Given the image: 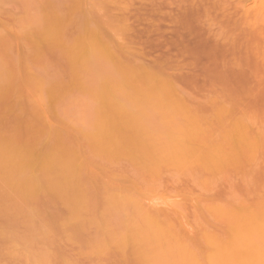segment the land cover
<instances>
[{
	"label": "rangeland",
	"instance_id": "obj_1",
	"mask_svg": "<svg viewBox=\"0 0 264 264\" xmlns=\"http://www.w3.org/2000/svg\"><path fill=\"white\" fill-rule=\"evenodd\" d=\"M223 1L226 2L218 0L216 5L213 0H0V83L17 84L12 87L15 90L10 87L5 96L0 97V136H14L13 139L16 136L17 140L20 134L18 140L24 139L25 143L35 138L40 142L38 149L44 145L47 150L56 138V130L58 140L71 145L67 148H73L82 157L79 163L82 175L85 174L81 183L84 180L86 187L87 182H93L85 189L82 184L79 190L69 193L67 199L68 195L64 196L71 203L79 196L83 198L85 193L92 194L88 201L84 196L87 202L77 199V205L75 202L70 208L69 201L46 193V187L45 191L41 189L47 185L48 178L38 173L36 186L40 193L36 196L40 195L34 199L39 198V201L24 203V197L27 198L17 185L16 175L5 174V177L0 171V264H264V216L259 220L255 218L250 226L237 216L243 211L244 200L240 167L230 163L224 169L206 173L199 170L216 152L217 142L228 144L239 140V121L244 115L238 99H242L248 79L228 74L232 55L220 49L212 34L222 31L230 37L233 30V36L241 34L244 27L248 30L251 25L247 20L255 14L251 12L254 4L249 0L243 9L237 8L238 12L233 10V4L239 0H228L227 4ZM245 8L248 11L245 12ZM52 17L54 21L57 18L54 23L57 22L59 29L55 32L58 42L50 48H39V32ZM243 18H247L246 22ZM239 22L243 24L240 27ZM223 25H228V30ZM85 28L98 33L94 39L99 42H92L100 45L94 46L96 49L90 50L91 53L83 54L85 64L69 67V55L64 48L73 44L78 34H84ZM105 49L111 53L110 57L104 55ZM110 79L115 80L114 85L117 81L125 84L127 79L134 83L126 85L127 81L123 87L108 84V88L103 89L101 83L106 80L112 84ZM231 79L234 94L226 87L213 89L214 83L223 85V82H232ZM150 81L156 85L153 89L148 85ZM52 85L56 87L54 93H48ZM126 95L132 98L127 99ZM233 95L239 98L235 100ZM263 100L252 108L255 112L264 111ZM105 104L109 108H104ZM123 109L131 115L129 119L141 110L142 117L136 114L141 120L136 116L138 120L128 124L131 130L138 127L143 130L139 134L143 133L140 136L146 147L139 145L138 141L142 140L136 136L139 138L136 144L143 147H139L142 151L147 148L148 138L157 136L152 138L155 144L149 140L156 150L147 148L149 152L145 151L144 156L140 151V159L148 154L154 165L162 162L161 156L164 161L171 155L168 163L156 164L155 168L145 171L147 169L142 167L146 164L143 166L140 160L134 164L127 162L131 159L129 156H137L133 151L136 149L130 150L132 155L125 152L116 155V151L115 154L110 152L113 148L110 147L107 151L115 157L120 154L119 159L110 155V161L108 152L105 157V153L102 154L105 149H100L101 152L98 147V152L91 147L95 134H90L104 124L100 123L101 114L105 112L104 119L114 117L116 120ZM185 114L194 118L199 114L198 119H204L205 126L200 130L189 129L203 140L202 145L189 141L186 125L189 128L191 120L185 118ZM41 116L43 121L39 120ZM33 117L41 128L47 126L43 127L45 134L38 123L37 127L34 125ZM112 118L109 120L113 124L116 121ZM122 118L117 120L122 121ZM183 122H187L186 125ZM26 123L31 126L27 127ZM234 123L240 128L231 126L234 133L229 128L226 135L222 125L229 127L228 124ZM121 131L126 130L118 133L123 138L125 134L120 135ZM132 135L133 132L127 137L131 139ZM158 150L160 154L164 152L160 158H157ZM151 151L153 155L158 153L157 157L151 155ZM169 151L176 152L175 159ZM135 164H140L136 166L143 171L137 170ZM113 171L111 180L115 184L108 179ZM108 181V185L105 184ZM103 185L108 187L104 189ZM120 185L136 195H126L125 190L122 194ZM127 196L133 199L130 201ZM234 211L237 214L232 216Z\"/></svg>",
	"mask_w": 264,
	"mask_h": 264
},
{
	"label": "bare ground",
	"instance_id": "obj_2",
	"mask_svg": "<svg viewBox=\"0 0 264 264\" xmlns=\"http://www.w3.org/2000/svg\"><path fill=\"white\" fill-rule=\"evenodd\" d=\"M213 1L216 2L215 0H213ZM219 1L222 2V0H219ZM227 1L228 0H226V2ZM217 2H218V0H217ZM217 2H216V5H217ZM223 2H225V1H223ZM229 2H231V1H229ZM248 2H249V0H239L237 2V4H235V2H234L235 6L233 4V7H234L233 10L234 11L237 10L238 7H239L238 9H240V10L243 9L246 6V4H248ZM193 4H195V3H193ZM229 4L230 3H228V6H229ZM253 4H254V7H253L254 9H252L253 11H251V12L252 13L255 12V14L253 15L254 17L252 16V17H250L251 19L249 18L248 20H247V18L246 19L243 18L244 19L243 22H246L245 20H247V24H250L251 25V26L249 25L250 27H248L249 28L248 30H246L247 27L245 28L244 26L243 27L245 29L244 28L243 29L242 28H238V26H235L237 29H242L241 34L234 35L233 36V34H235V31L233 30L234 33L232 35L230 34L231 36L229 37L227 35L228 33L227 34L226 33H222V31H220V29L217 30V31H220V32H217L216 31L217 32L216 34H215V32L212 34V36H213L212 38H213L214 42L218 46H221L222 47V48L220 47V49L221 50L224 49L225 52H227V53H229V54L232 55L231 56V59L228 62L229 66H231V67H228V68H230V69H228L229 71H227V72H229L228 74L233 75V77L234 76H237V75L239 77L240 75H242V76H244L245 78L248 79L247 85L245 84V87L244 88L242 87L243 90H244V92L241 90L243 92L242 93V96L240 95L242 99H240L236 95L235 96L233 95L235 97L234 99L236 100V99L239 98L238 101L241 100L240 102H242L241 104L243 105V110L242 111L244 113V115H243L244 117L241 115L243 120L241 119L242 121L241 120L239 121V122H241V128H240V125L239 124H238L239 126H237V123H234V124H231V125L228 124L229 127L226 124L225 125H222V128L224 129V131L226 129L231 128L232 129L231 130L232 133H234V129L231 126H235L236 128L239 127L240 128V131H239L240 132L239 133V140L237 142H235V143H228V144L218 143L217 142L216 145H215V148L216 147H218V148L215 149L216 152L212 155V157L209 160V162H204L203 164H201L199 166V170L200 171H202V172L205 171L203 173L213 171L214 169H218V170L219 169H224L225 167H227L228 165H230V163H232L233 165H236V166H239L240 167V172H241L240 175L242 176L241 189H242V191L244 193V200H243V204H242L243 211L241 212V214H239L237 216H239V218L242 221L247 222L249 226H250V224H253L255 218H257L256 220H259L260 218H262L264 216V113H263L264 111L262 109H260V112H259V111H257L258 110L257 109L256 110L257 112H255V109H252L255 105L256 106H259L257 104L259 102H261L262 99H264V45H263L264 44L263 43L264 42V0H253ZM204 5H205V3H204ZM221 6H223V5H221ZM226 8H227V6L225 7V9ZM231 9H232V7H231ZM246 9L247 8H245V10H244L245 12L248 11V9L247 10ZM229 11H231V10H229ZM229 11H228V13H229ZM237 11L235 12L236 15H237ZM251 12H249V13L252 14ZM235 13L233 14L234 16H235ZM249 13L248 14L245 13V14L249 15ZM220 14H221V12H220ZM231 16H232V14H231ZM54 18L52 17V18L48 19V21L45 23V25L41 29L42 32H39L41 37H40V39L38 41L37 47L40 48V47H43L44 46L46 48H50L53 45H55V43L57 44L58 40H57V35H55V32H56V29H58V28H56V25H55V24H57V22L54 23L57 20V18H56L55 21L53 20ZM232 18H233V16L231 17V19ZM231 19H230V22H231ZM59 22H61V21H59ZM226 23L228 24V22H224V24H226ZM239 23L237 25H239ZM58 24H60V23H58ZM221 24H223V23L221 22ZM241 24L242 23H240L239 27L243 25V24L242 25ZM235 25H236V23H235ZM223 26H225L224 29H226V27H228V25H223ZM58 27L61 28L62 26L61 27L58 26ZM85 29H86V31H85ZM85 29H84V31H85L84 34L82 32V34H78V36H76V38L74 37L75 39L72 38V39H74V41H72L73 44H71L67 48H64L65 51H66V54L69 55V59H68V65L70 64L69 67H72L73 68V67H77V65L83 64L84 63V61H83V54L86 55L87 52H90L91 53L92 50L96 49V47H94V46H96L98 44L100 45V43L95 44V42H92V40L93 41H98L97 39L96 40L94 39V38L97 37V34L98 33L96 31L93 32V30L92 29H89V28L88 29L85 28ZM207 29L208 28H206V30ZM237 29H236V31L239 32L240 30L238 31ZM45 30H47V32L46 33H43V31H45ZM226 30H228V29H226ZM243 30H245V31H243ZM58 31H59V29H58ZM228 32H230V31H228ZM224 34H226L227 37H225L226 35H224ZM97 47L99 48L100 46H97ZM98 48H97V50H98ZM106 51L109 52L107 49H105V51L103 52L104 55L108 56V54H109V57H110L111 56V53H107ZM105 52H106V54H105ZM222 53H224V52L222 51ZM229 57H230V55H229ZM220 59L221 58H219V60ZM223 65H225V64H223ZM219 66H221V65H219ZM136 79H138L137 76H136ZM247 79H246L245 82H247ZM110 81H112V80L110 79ZM110 81H108V82H110ZM127 81H128V79H127ZM127 81H126V83H127ZM228 81H229V78H228ZM228 81L225 84L223 82V85L220 84V83H214L213 82L214 83L212 85L214 87L213 89L226 87V88H229V90H231V92H232L233 90H235L234 89L235 86H234L233 80L231 79L230 81H232V82H229V83H228ZM104 82L101 83V84L105 85L104 87H103V85H101L103 89L104 88L106 89V87L108 88V84L111 87H113V86H116L117 87V85L118 86L120 85L119 87H123L126 84V83L124 84L122 81H121L122 83L120 84V82L117 81V82H119V84L116 82L117 85H114L115 84V80L112 81L113 83L111 82L112 84L107 83L106 80ZM151 82L152 81H150L148 83V85H149V87L152 88L155 85L154 82L156 83V81H154L152 83ZM11 83L9 81H8V83H5V82L3 84L0 83L1 84L0 85V97L1 96L2 97L5 96V94L7 93V91H9L10 87L11 88L12 87H16V85H17L16 83L13 84L14 86ZM106 83H107V85H106ZM129 83H134V81H132V80L129 79V81H128V83L126 85H128ZM159 83L162 84L163 82L162 83L159 82ZM151 84H153V85H151ZM163 84L165 85V83H163ZM58 85H61L62 86V84H58ZM19 86H20V84L17 87H19ZM61 86H58V87L61 88ZM64 86H66V85H64ZM159 86H161V85H159ZM159 86L157 84V87H159ZM208 86H210V85H208ZM53 87L52 88H49L47 92L48 93H51V92L54 93L53 91H54V89L56 87H54V88ZM58 87H57V89H58ZM100 87H99V89H100ZM155 87H156V85H155ZM12 89L15 90L14 88H12ZM57 89H56V91H57ZM65 89H66V87H65ZM109 89H110V87H109ZM59 91H61V90H59ZM133 91L136 93V90L134 88H133ZM134 92H132V93L134 94ZM234 92L235 91H233V94H234ZM103 94H105V93H103ZM10 95H11V93H10ZM107 95H109V94H107ZM127 96L128 95H126V97ZM129 97H130V95H129ZM129 97H127V99ZM131 98H129V99H131ZM263 102H264V100H263ZM186 104L187 103H185V105ZM261 104H264V103H261ZM186 106H192V105L189 104V105H186ZM235 107H236V105H235ZM104 108H109V107H108V105L106 107V104H105V107ZM183 108H185V107H183ZM183 108H182V110H183ZM191 108H189V109H191ZM202 108H204V107H202ZM237 108H236V110H237ZM127 110H128V108H127ZM127 110H124L123 109L121 111L124 114V115L122 114L123 116H121V112H119L120 114H117L116 117H118L119 115L121 117L119 116L118 118H116V120H115L114 117L113 118L112 117H109V118L107 117V118L104 119L103 117H106V116H104L105 115V112L104 113L101 112V113H103V115L101 114V116H100V118H101L100 123L101 124L104 123V124H102L100 126L98 125L99 127L98 126L96 127L97 130L95 129L93 131V132H96V133H93L92 132L90 134V135L95 134V135H92L95 140L93 139L92 136L90 138H92L94 140V141L93 140H91V141H93L95 144H97V145H94V143H93L92 146H91V143H89L90 146L93 147L94 149H97L98 147H99V150L100 149H102V150L105 149L106 152L104 150V152L102 153V154L105 153L104 154V157L106 156L107 152L109 154L110 152L114 153L115 151H116V155L118 153H122L123 154V152H125V154H129L130 155V153L132 152V149H136V150H133V151L136 152L137 156H135L134 154L132 155V153H131L132 156H129L128 155L129 158H131V159H129V161H127V162H129L130 164L131 163L134 164V163H139L140 162V164H142V165L144 163V165L146 164V166L145 167H142V168H144V170L147 169L145 171H149L150 168L151 169L155 168L156 167V164H159L158 166H162L164 164L163 162L168 163L169 156L172 157L171 155L167 156L170 151L167 153V155L165 153V156H167L168 158L165 157L167 160L164 158V161H163V157L164 156L163 157L161 156V154H164V152L163 153L161 152V154H160L159 153L160 151L158 150V153L159 154L158 153H155L156 154V157H157V154L159 155L157 158H160V156H161L160 159H162V162L161 161L160 162L162 163V165H160L161 163H154V165H153L152 162L150 163V161H152V160L150 159V157L148 156V154L145 155V157H143L142 160L140 159L142 156H144L145 151L146 152H149L151 149H153V147L156 150L157 147H155V145L152 146L151 143H149V142H151L149 140L150 139L152 140V138L153 139L154 138H157V136H153V135H150V134L149 135H145L144 134V136H146V137H149V136H153V137L152 138H150V137L148 138L147 148H149V151H148L147 148L146 149L144 148V150L142 151L141 149L143 147H146V145L143 146L144 141L141 138V136H142L143 133L139 134L140 130H142V129H140L138 127L137 129H132L131 130V128H132L131 125L134 122L133 120L137 119V118H135L136 116L138 117V115H140L139 117H142L143 115H141V112H140L141 110H138L140 112V114L137 111L138 113L136 112L135 114H133L134 116L131 117L132 119L131 118L129 119V117L132 115V111H131V109L128 110L129 113L131 112L130 113L131 115H129V113H128ZM102 111H104V110H102ZM124 111H126V112H124ZM205 112H206V110H205ZM238 112H240V111H238ZM125 113H128V114H126L127 116L125 115ZM259 113H263V114H259ZM136 114H138V115H136ZM198 115H197V118L195 117L196 119L194 118V116H192V117L191 116H187L189 118H193V120L188 118V120H191V123H189L190 124L189 128H187L188 126L185 124L187 122H185V123L183 122V123L186 125V130H188L187 133L190 136L189 137V141L190 142H196L198 145H202L203 140H200L201 138L200 137H197L198 135L194 131H193V133L191 131L192 129L194 130V129H197V128L200 130V128H202L203 126H205V122L203 121L204 119L203 120L198 119ZM16 116H18V115H16ZM37 116H38V114L35 115L36 118H38ZM184 116H185V118H187L186 117V114ZM184 116L182 115V120H183V117ZM122 117H125V118L127 117V118L125 119V118H122ZM139 117H138V119H139ZM102 118L105 121H103ZM110 118L114 119L113 121H116V122H113V124H112V122L109 120ZM120 118H122V121H118ZM33 119L34 120H32V119L31 120L32 121H35V123L33 122L34 125L35 124L37 125V123L39 125V122H36L37 120H35L34 117H33ZM40 119H42V116H41V118H39V120ZM124 119H125V121L127 119H129L128 122H126L127 125H126V123H123V122H125ZM23 120H25V119H23ZM106 120H107L108 123H106ZM139 120H141V119H139ZM146 120H147V122L149 121L148 118H146ZM42 121H43V119H42ZM129 121H131L130 122L131 125L128 124ZM183 121H185V120H183ZM109 122H111V124ZM117 122H120L119 123V127L117 126L118 125ZM121 123L123 124V126L125 125V127H123V126L121 127ZM16 124L18 125V122ZM26 124H27V127L28 126H31V125H28V123H26ZM41 124H43V122ZM107 124H108V126H107ZM23 125H25V123ZM109 125H110V127H109ZM32 126H33V124H32ZM40 126L41 125H39L38 128L39 129H42V131L44 130L45 127L47 128V126L44 127V125L42 126V128ZM126 126H128L130 128L128 129V127H126ZM191 126H195V128L194 127H191ZM175 128L177 130V128H179V127L176 126ZM190 128H191V130H189ZM124 129L126 131H123L124 133L121 131L120 132L121 133L120 135H122V133H123V135L125 134L126 137L123 136V138H121L118 135V133H119L120 130H124ZM180 129H178V130L181 131ZM184 129H185V126L183 125V129L182 130L184 131ZM27 130H28V128H27ZM31 130H33V129L31 128ZM26 131H25V134H26ZM39 131H41V130H39ZM48 131L49 130H47V133H48ZM50 131H51V129H50ZM55 131L56 130H54V134H55L54 136H56V138L54 137L55 140L53 141V144H51L50 147L48 146L49 148H47V150H46V147L44 149V147H43L44 145H42V147H43L42 150H41L42 147L38 149V146L40 145V142H38L39 143L38 144L37 143V140L35 138H34L33 142L28 141L27 143H25V142L22 141L24 139L18 140V138L21 137L20 134H19V137L17 138V140H16V136H15V139H13L14 136L12 138L11 137L8 138L9 136L7 138H6V136L5 137L4 136L3 137L0 136V171H2L1 173L4 174L3 176H5V177H7L8 175L9 176L10 175L12 176L14 174L16 175V178H17V182L18 183L17 182H15V183H17V185L19 184V186H21V190L25 193V196L27 198V199H25V197H24V203L25 202L27 203L28 201L30 203L33 202V201L36 203V201L37 202L39 201V198H38V200L36 198H37V196L39 197L40 194L36 196V193H40V192H39V190H37V187L38 186H36V185H37V182L39 181V177L40 176H38V175L40 173H42L41 175H46V177L48 178V179H46L47 180V182H46L47 185L46 186L44 185L43 187H41V189L43 190L46 187L45 188L46 191L44 189V191L46 193H48V192L49 193H52V195L54 197H57L56 195H58V198H61L62 197L61 198L62 200L64 199V196L66 197L67 195H68V197H66L65 199L69 198V193L70 194H73L72 192H75V191L79 190L82 187V184H83V187H84V180H83L82 183H81V181H82V176H84L85 173L83 172V175H82V169H81L82 167H81V165L79 163V160L82 159L81 155L79 156V153L77 151H74L73 148L72 149H69L71 147L67 148L68 146H71V145L68 144L66 146L64 143H63L64 144L63 145L58 140V136H59L58 131H57V133ZM131 131L133 132V135L131 136V139H129L130 138V134L132 133ZM134 131L136 132V135H134ZM189 131H191V132H189ZM129 132H130V134H128ZM35 133H36V131H35ZM43 133H44V131H43ZM228 133H229V130H226L225 134L227 135ZM32 134H34V133H32ZM28 135H29V133H28ZM155 135H157V134H155ZM39 136H41V134ZM52 136H53V133H52ZM133 136H135L134 139H133L135 142L132 140ZM136 136H138V137L140 136L139 138L142 141L141 142L138 141V143H140L139 145H142L143 147L139 146L138 143L136 144V141L139 140V138H137ZM22 138H23V136H22ZM27 138H30V137L28 136ZM136 138H137V140H136ZM197 138H199V139H197ZM206 138L207 137H205L204 139H206ZM19 139H21V138H19ZM51 140H53V138ZM152 141L155 144V141L154 140H152ZM50 143H52V142H50ZM135 144L138 145V146H135ZM36 146H37V149H36ZM114 146H116V147H114ZM110 147H113V148H110ZM137 147L138 148L141 147V149L140 148L138 149ZM109 148H110V152L107 151V150H109ZM39 150H41V151H39ZM99 150H98V152L101 151V150L100 151ZM130 150H131V152H130ZM140 151H141V154L143 152L142 156L139 153ZM152 151H151V155H153V152ZM173 153H174V151H173ZM108 154H107V158L110 161H112L110 155L111 156H114V158H117L118 157V159L120 157V154L117 157H115L116 155H113L111 153L109 154V156H108ZM175 154H176V152H175ZM175 154H172L173 157H174V159L176 158V156H174ZM146 156L149 157L150 160L148 158H146ZM79 158H81V159H79ZM133 158H135V159H133ZM157 158H155V160H158ZM233 159H234V161H233ZM171 160H173V159H171ZM113 161H114V159H113ZM137 161H139V162H137ZM146 162H148V164ZM133 164H132V166H133ZM140 164H135L134 166L137 168L136 165H140ZM149 165H150V167H148ZM140 166H138V168H140ZM138 168H137V170H138ZM142 168H140L141 171H143ZM111 173H112L111 174L112 176L110 175V178H108L110 180H111V177H113V175H114L113 173H115V172L113 171ZM36 175L38 177H36ZM107 177H109V175ZM37 178H38V181H37ZM109 181L106 182L105 184L108 185ZM111 181H113L114 184H115V181L114 180H111ZM111 181H110V184L109 185L112 186L113 184H111ZM15 183H14V185H15ZM87 183H88L87 184L88 186H91L93 184L92 181L90 182L91 185H89L90 184L89 182H87ZM116 184L119 185V183H116ZM96 185H98V184L96 183ZM85 186H86V184H85ZM88 186H86V187H88ZM105 186L103 185L102 187L104 188ZM86 187H84L83 189H85ZM107 187L108 186H106V188ZM120 187H122L121 188V192L122 191L123 192L126 191L125 190L126 187H124V189H123V185H120ZM38 189H40V188H38ZM42 190H40V191H42ZM119 191H120V188H119ZM121 192H119V193H121ZM123 192H122V194H123ZM128 192L129 191H126V193H127L126 195H130L131 194V192H129V193ZM24 193H23V195H24ZM87 195H90V193L89 194H86V193L84 194V196L87 197L86 200L88 201V199L89 200L91 199L90 197H91L92 194L90 196H87ZM133 195H136V193L134 194V192H133ZM133 195L131 194L132 197H133ZM59 196H61V197H59ZM84 196H82L83 198H81V199H80V196H79V198H77V199L84 200L85 199ZM34 197H36V198L34 199ZM114 197H117V196H114ZM127 197H126V200H127ZM65 199L63 201H67ZM77 199H76V201H78ZM25 200H27V201H25ZM86 200H84V201H86ZM129 200H130V198H129ZM129 200L127 201L128 203H129ZM68 201H67L68 203L67 202H65V203H67L69 206L71 205L70 208L76 202L74 200V201H72L73 203L72 202L70 203V199ZM79 202H81V201H79ZM77 203L78 202H76L75 204L77 205ZM84 211H85V209H84ZM158 212L160 214L164 213V212L161 213V211H158ZM158 212H157V214L160 215ZM73 214H75V213H73ZM235 214H237V211L232 212V216L235 215ZM162 215L165 216V214H162ZM166 215H167V212H166ZM262 230H264V228Z\"/></svg>",
	"mask_w": 264,
	"mask_h": 264
}]
</instances>
